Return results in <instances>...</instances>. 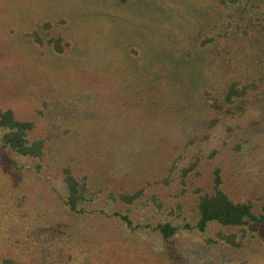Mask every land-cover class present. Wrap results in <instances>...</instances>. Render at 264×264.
<instances>
[{"label":"rangeland","instance_id":"rangeland-1","mask_svg":"<svg viewBox=\"0 0 264 264\" xmlns=\"http://www.w3.org/2000/svg\"><path fill=\"white\" fill-rule=\"evenodd\" d=\"M221 1L0 0V107L44 139L41 157L0 146V264H180L164 221L190 264H264V226L241 248L206 242L235 228L194 227L216 169L233 199L264 197L261 108L219 132L203 97L253 65L247 42L202 45L241 35ZM66 168L86 183L83 213L65 203Z\"/></svg>","mask_w":264,"mask_h":264},{"label":"trees","instance_id":"trees-1","mask_svg":"<svg viewBox=\"0 0 264 264\" xmlns=\"http://www.w3.org/2000/svg\"><path fill=\"white\" fill-rule=\"evenodd\" d=\"M113 1L125 4L128 0ZM221 3L231 10L230 16L233 17V23L227 25L226 31L233 29L235 34L239 32L241 35L206 37L202 41V45L215 40H218L220 44L231 40L247 42L250 50L246 57L253 65H250L251 67L241 76H231L232 79L228 81V84L223 85L216 94H212L208 90L204 91L203 97L208 107L216 115L211 125H217L220 132L225 129L223 127L225 122L218 123V121L222 119L224 121L227 119L235 121L236 119L237 121L238 118L235 114L246 118L248 107L258 106L263 112L260 114V125L261 132H264V0H222ZM33 35L34 38L36 37L38 41L42 42V38L37 32ZM49 43H54L58 52L63 51L60 39L52 38ZM65 45L70 44L67 42ZM226 54H228V50H226ZM34 126L33 121L16 118L12 109L0 107V146L20 155L41 157L44 139L31 140L29 137ZM228 128H232V125ZM240 147H242L240 144L236 146V148ZM64 173L65 203L71 212L83 213L86 202V183H81L69 168H66ZM140 194L141 191H137L133 194H123L121 197L126 203L132 204L138 200ZM196 207L198 218L194 227L201 233H206L212 223L236 229L234 232H219L216 239L207 238L208 244L222 242L235 248H241L249 237L255 236L264 226V197L260 204H256L250 199L244 201L233 199L223 188L220 169H216L214 172L210 190L203 191L197 196ZM116 215H120V213L116 212ZM121 218L128 226H132L133 221L129 214L121 215ZM185 226L191 228L192 225L187 223ZM155 228L162 236L164 253L180 264H190L188 259L179 252L174 239L179 225L164 221L158 223Z\"/></svg>","mask_w":264,"mask_h":264}]
</instances>
